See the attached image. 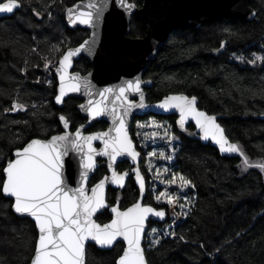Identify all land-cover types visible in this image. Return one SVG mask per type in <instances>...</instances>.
Returning <instances> with one entry per match:
<instances>
[{
  "label": "trees",
  "instance_id": "1",
  "mask_svg": "<svg viewBox=\"0 0 264 264\" xmlns=\"http://www.w3.org/2000/svg\"><path fill=\"white\" fill-rule=\"evenodd\" d=\"M77 1L22 0L23 6L11 17L0 19V158L32 138L46 139L61 132V115L69 119L71 131L86 121L78 111L80 99L69 97L61 107L54 103L56 81L53 86L45 82L51 77L41 59L57 58L50 51L54 45L61 49L76 47L87 38V31L71 30L64 21L66 8ZM135 2L139 8L143 0ZM250 7L255 12L252 20L223 17L172 31L149 62L143 80L151 82L145 89L149 104L169 94L196 96L198 107L216 115L230 141L239 142L255 162L264 158V66L254 67L233 58V54L246 59L253 54L264 55V0H250ZM33 9L42 15L36 16ZM146 30V22L134 13L128 36L142 38ZM33 48L39 54L31 51ZM37 64L39 67H34ZM73 70L83 75L91 70V64L81 57L74 62ZM14 100L25 104L27 110L5 111ZM153 121L163 127H138ZM106 126L103 121L97 122L88 132ZM165 129L169 136L177 137L171 144L164 138ZM154 131L158 133L154 139L145 138ZM130 135L140 152L139 169L146 186L144 203L166 212L164 220L148 222L142 244L148 264H264V173L256 168L242 171L239 156H221L210 144L196 138L191 125L180 131L173 115L135 116ZM153 150L173 155V159L149 157ZM149 160L152 171L148 170ZM165 166L190 178L195 187L180 189L162 183L165 177L157 179L155 169L163 173ZM101 169L99 166L89 186L98 179ZM166 188L180 194L181 203L185 194L193 203L185 209L157 204L154 194ZM137 194L129 180L122 204L132 203ZM108 195L112 199L111 192ZM6 203L0 201V264H29L37 235L33 222L16 216L4 206ZM178 212L189 214L176 217ZM109 219L107 211L96 217L99 223ZM152 228L158 230L156 236L150 235ZM172 231L177 235H163ZM155 238H160V243L149 247ZM119 251L118 247L100 250L89 245L86 264H114Z\"/></svg>",
  "mask_w": 264,
  "mask_h": 264
},
{
  "label": "snow or ice",
  "instance_id": "2",
  "mask_svg": "<svg viewBox=\"0 0 264 264\" xmlns=\"http://www.w3.org/2000/svg\"><path fill=\"white\" fill-rule=\"evenodd\" d=\"M22 6V0H0V13H14ZM112 7L122 10L121 16L125 14L131 16L137 4L135 0H88L87 4L79 3L67 8L66 15L69 24L73 26L80 24L96 29L105 11ZM35 15L41 16L42 13L35 11ZM48 15L51 17V12ZM95 37L96 32L93 31L90 40H85L75 48L68 46L61 49L59 45L52 46L50 51L55 53L57 58L53 60L47 56L41 57L44 61V70L51 77H46L45 82L53 86V81H57L55 85L57 104L64 103V98L69 93H79L83 90L89 99L80 107L90 117V122L91 119L108 116L112 120V127L105 132L84 135V126L81 125L74 134L65 131L62 135H53L49 139L32 138L16 147L10 155L0 158V201L7 202L4 206L10 207L21 218H31L34 222L33 228L37 235L30 264H86L89 242L102 249L113 250L118 247L120 251L114 264H148L145 248L142 246L146 234V222L150 216L162 220L166 212L163 208L158 209L143 202L146 186L139 167L134 168L133 171L139 185L140 199L126 210L111 206L113 218L109 223H97L94 219L98 211L108 207L105 198L106 182L118 185L120 188L125 186L128 173L121 174L115 170L117 158L126 156L136 162L140 157V152L136 150L127 126V118L133 108L156 107L163 111L178 110V123L181 128L189 118L194 119L202 133V139H211L221 153L238 154L241 158L242 171L247 172L250 168H256L264 173V158L253 162L239 142L230 141L216 115L197 107L196 96L190 97L183 93L167 95L156 105L150 106L145 103L142 88L145 82L138 76L124 80L116 87L97 89L92 83V73L87 77H81L79 73L70 72L74 59L82 52L95 54ZM223 47L224 43L221 44V48ZM31 51L39 54L36 48ZM233 58L254 67L264 66V55L253 54L252 58L246 59L244 56L233 54ZM34 67L38 68L39 65ZM24 71L27 69L25 68ZM130 94L138 95L139 102L129 99ZM96 96L99 99H94ZM26 110L25 104L14 100L11 107L5 111ZM59 121L64 129L70 127V121L66 116L61 115ZM149 126L156 129L163 127L155 121L150 125L138 124L139 128ZM157 135L158 133L154 131L150 135L146 134L145 138L154 139ZM164 138L169 140V144L177 139L174 135L169 136L167 129ZM94 141L102 142L103 148L97 150ZM172 151L174 154L175 148ZM70 152L79 155L77 162L79 179L75 187H71L66 178L65 158ZM157 155L163 160L173 159V155H167L163 151L157 153L153 150L148 153L149 157ZM97 156L108 158L107 168L111 171V177H104L89 190L86 181L89 173L96 167ZM148 170H153L151 160ZM155 173L157 179H161L162 175L165 177L161 182L166 185H177L180 189L195 187L190 178L172 171L168 166L163 168V173L159 168L155 169ZM153 198L157 204L163 202L172 208L185 209L193 203L186 194L183 197L184 203H181V195L167 188L155 193ZM188 214V212H178L175 216ZM157 232L156 228H152L150 235L156 236ZM163 235L177 234L172 231ZM179 239L183 240L184 237L180 236ZM159 243L160 238L152 239L149 247H155Z\"/></svg>",
  "mask_w": 264,
  "mask_h": 264
},
{
  "label": "water",
  "instance_id": "3",
  "mask_svg": "<svg viewBox=\"0 0 264 264\" xmlns=\"http://www.w3.org/2000/svg\"><path fill=\"white\" fill-rule=\"evenodd\" d=\"M79 3L87 4L88 0H79L75 2L73 5ZM73 5L69 7H72ZM121 11L122 10L117 9L115 7L109 8L108 10L105 11L104 17L100 25L96 29H93L85 25L77 24L73 26L69 24L65 10L64 21L69 29L75 30L77 28H80L88 32L87 38H85L80 44H82L85 40H90L92 38L93 31L96 32V37H95L96 46L94 49L95 54L89 55L86 51H84L73 61V67H74V62L79 60L81 57H84L87 61L90 62L91 70L82 75L79 72L74 71L72 67L70 69V72L79 73L81 77H87L89 73H92V77H91L92 83L97 89H103L104 87H109V86L116 87L119 86L124 80L132 79L138 76L141 78L142 81L145 82L142 84V88L145 94V103L150 106L156 105L161 100H163L164 97L158 102L151 104L147 103L145 89L151 86V82L148 80H143V77L149 62L156 57L158 50L165 43L169 34L172 31L182 28L183 26L197 27L199 24H207L215 20L221 19L223 17L242 18L244 20H252L255 17V12L250 7V0H143L141 6L139 8L137 7L134 13L142 17V19L146 22L147 30L144 37L132 38L129 37L128 34H129V26H130L131 18L134 13L131 16H128L127 14L121 16L120 15ZM14 13H0V19L9 18ZM169 95H173V94H169ZM69 97H75L81 100V103L78 106V111L86 119L85 123L82 124L84 126L83 128L84 135H88L95 132H105L108 131L110 127H112V120L108 116H102L96 119H91L90 122V117L87 115L85 111H82L80 107L82 104H86L87 100L89 99V97L83 92V90L79 93H69L68 96L64 98V100ZM94 99H99V97L96 96L94 97ZM129 99L134 100L137 103L139 102L138 95L130 94ZM53 101L58 107H61L63 104V103L57 104L55 102V97ZM197 107H198V100H197ZM149 113L156 115H164V116L173 115L176 117V126L180 131H184L188 125H191L194 128L196 138L199 141H201L203 144H210L219 152L221 156H226V157L238 156V154L221 153L219 147L211 139L209 140L202 139V133H200V130L197 128L195 124V120L192 118H189L186 124L184 125V127L181 128V126L178 123L179 121L178 110L163 111L156 107H148L146 109L133 108L131 110L130 115L127 118L129 135H130L131 122L133 118L135 116H141ZM100 121H103L108 125V127L105 130L88 132V130L95 123ZM60 124L62 131L54 135H62L65 131H69L74 134L76 130L81 126L80 125L74 131H71L70 127L68 129H64L63 124L61 122ZM50 137L46 139H49ZM93 144L94 147L97 148V150L103 148V144L100 141H94ZM98 160L105 161L106 166L108 163L107 157L105 156L96 157V167L93 171L89 173L88 180L86 181L89 190L91 189V187H93L96 183H98L101 179L104 178V177L101 178L99 181L89 186L90 179L98 167L97 164ZM78 161H79V155L74 152H70L69 156L65 158L66 178L68 179V183L71 187H75L76 182L79 179L77 172ZM121 161H129L134 169L136 167H139L140 157L136 162H133L130 157H126V156L118 157L117 163ZM105 177H109V178L111 177V171L108 168H107V175ZM134 177H135V173H134ZM135 181H136V177H135ZM136 185L139 188L137 181H136ZM108 186L118 187V185H114L111 184L110 182H106L105 198H106ZM139 199H140V193L138 200ZM115 206L118 205L116 204ZM107 208L108 207L98 211L97 214L94 216V219H96L98 215L102 214L104 210ZM109 213L111 215L110 218L111 220L113 218V214L111 213V207L109 208ZM15 215L18 216L17 214ZM29 219L31 220V218ZM110 220L104 223H109ZM150 220L161 221V219L157 217L150 216L149 220L146 222V230H147L148 222ZM97 223L99 222L97 221ZM142 244H143V240H142ZM89 245H93V243L89 242ZM94 246L100 250H109V249H102L98 245H94Z\"/></svg>",
  "mask_w": 264,
  "mask_h": 264
},
{
  "label": "flooded vegetation",
  "instance_id": "4",
  "mask_svg": "<svg viewBox=\"0 0 264 264\" xmlns=\"http://www.w3.org/2000/svg\"><path fill=\"white\" fill-rule=\"evenodd\" d=\"M106 124V123H105ZM107 125V124H106ZM108 127V125L105 127V129ZM104 129V130H105ZM100 131H103V130H100ZM60 133V132H59ZM58 134V133H57ZM140 162V161H139ZM97 164H98V167L97 169L99 168V166L102 167L101 169V172H100V176H98V179L94 182L96 183L97 181H99L101 178L105 177L107 175V166H106V162L105 161H101V160H98L97 161ZM96 169V170H97ZM115 170L118 172V173H124V172H127L128 173V176L125 178V186L123 188H120L119 186L118 187H112V186H108V189H107V193H106V201H107V204H108V208L105 209L104 211H107L110 218H111V215L109 213V208L111 206H115L116 204L118 205V207L121 209V210H124L128 207H130L133 203H135L137 200H138V197H139V188L138 186L136 185V181H135V177H134V173H133V166L130 164L129 161H121V162H118L116 164V167H115ZM96 172V171H95ZM94 175V174H93ZM93 178V176L91 177V179ZM131 180L134 184V186L136 187L137 191H138V194H137V197L135 199V201H133L132 203L130 204H126V205H123L122 204V195H123V191L126 187V184L127 182ZM93 183V184H94ZM92 184V185H93ZM111 192V194L113 195L112 199L109 198V193ZM144 202V200H143ZM110 220V219H109ZM108 220V221H109Z\"/></svg>",
  "mask_w": 264,
  "mask_h": 264
}]
</instances>
